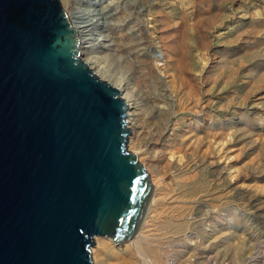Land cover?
<instances>
[{"label":"rangeland","instance_id":"374dc122","mask_svg":"<svg viewBox=\"0 0 264 264\" xmlns=\"http://www.w3.org/2000/svg\"><path fill=\"white\" fill-rule=\"evenodd\" d=\"M80 1L113 14L103 80L152 99L128 149L161 184L149 172L131 240L98 236L103 257L121 264L129 246L131 264H264V0Z\"/></svg>","mask_w":264,"mask_h":264},{"label":"water","instance_id":"95a60500","mask_svg":"<svg viewBox=\"0 0 264 264\" xmlns=\"http://www.w3.org/2000/svg\"><path fill=\"white\" fill-rule=\"evenodd\" d=\"M127 108L60 0H0V264H94L95 237H134L152 183Z\"/></svg>","mask_w":264,"mask_h":264},{"label":"bare ground","instance_id":"6f19581e","mask_svg":"<svg viewBox=\"0 0 264 264\" xmlns=\"http://www.w3.org/2000/svg\"><path fill=\"white\" fill-rule=\"evenodd\" d=\"M60 1L63 8L69 13L71 20L78 31V35L80 36L82 60L88 63L89 67L95 73H97L98 76H100L102 79L106 78L107 76V71L105 68L106 66L102 60L103 56L99 55V53L101 52L102 49L108 48L112 42H115L114 41L115 36L111 30V25H110L111 15L113 14L111 12H108L107 9L109 7L106 6L103 8H99L97 5L92 4L93 3L92 1H83V2H81L80 0H60ZM107 79H109L107 81H110V83L113 86L117 87L120 90L121 97L124 98V100L128 105L126 111V121H127L126 126L128 129L132 131V135L130 138V148H132V150H137L138 147L140 146V140L143 134L142 118L144 114V105H149L146 104V102L148 103V101H151L152 99L151 100L142 99L138 94H136V92H134V90L130 88L131 85L128 86V83L123 81L121 78H117V80L115 79V81H113L114 80L113 76L110 77L108 76ZM161 99L162 101H164L166 98L164 97L159 98V100ZM145 100L146 102H144ZM154 102L156 103V101ZM148 160L145 157L140 158V161L144 165L148 174L150 172L152 175L153 164L151 165L150 161ZM152 180L156 183L157 182L159 183L160 178H158L156 175L152 177ZM97 240H98L97 243L100 248V252H98L99 251L98 249H97L98 251H94L93 261L95 262V264H111L107 259L103 257L106 241L103 240V238H99V237L97 238ZM137 244L139 245L140 243L138 242ZM125 249L127 253L130 255L128 257L124 255L121 256L120 258H118L119 260H121L119 262L121 264H131L132 260L130 256L131 255L133 256L134 253L131 252L132 249L129 246H126ZM112 252L118 255L116 251H112ZM119 256L120 255H118L117 257Z\"/></svg>","mask_w":264,"mask_h":264}]
</instances>
